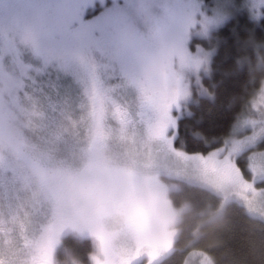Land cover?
<instances>
[{"label": "rangeland", "instance_id": "1", "mask_svg": "<svg viewBox=\"0 0 264 264\" xmlns=\"http://www.w3.org/2000/svg\"><path fill=\"white\" fill-rule=\"evenodd\" d=\"M109 2L0 0V264H20L32 246L36 264H64L72 255L60 250L53 262L51 252L42 255L52 251L48 228L56 217L35 190L50 166L76 165L82 149L94 151L109 137L119 147L129 137L146 135L163 143L175 160L161 177L170 189L161 230L128 264H156L172 252L187 205L174 206L168 192L184 184L219 198L203 221L220 216L232 201L264 221V80L228 134L207 151L174 144L177 119L189 112L188 103L209 94L203 78L214 47L201 41L239 10L260 19L264 0ZM43 75L50 78L43 82L50 95L54 77L59 89L72 85L78 91V102L68 105L46 92L40 105L41 98L26 91L25 79ZM172 222L174 231L168 229ZM73 227L70 219L69 236L83 239ZM56 246L57 241L53 251ZM183 264L213 260L189 250Z\"/></svg>", "mask_w": 264, "mask_h": 264}, {"label": "trees", "instance_id": "2", "mask_svg": "<svg viewBox=\"0 0 264 264\" xmlns=\"http://www.w3.org/2000/svg\"><path fill=\"white\" fill-rule=\"evenodd\" d=\"M109 3L105 0L106 5ZM201 42L214 47L209 74L203 78L209 94L195 95L196 100L188 103L189 112L177 119L174 138L176 146L191 152H205L213 146V140L228 134L235 118L263 82L264 16L254 20L247 11L239 10ZM25 80L26 91L35 94L36 100L40 97L42 106L46 92L49 97H62L67 104L78 102V91L72 85V88L64 86L67 89L62 91L54 77L51 95L48 86L43 84L50 81L49 77L43 75L34 82ZM35 126L34 135L40 137V126ZM168 196L174 206L186 204L187 207L177 224L174 249L156 264H183L189 250L209 254L213 264H264L263 220L249 216L240 204L232 201L226 204L220 216L203 221L217 207L219 198L197 185L184 184L178 190L169 191ZM64 246L70 256L87 262L91 250L87 239L69 236Z\"/></svg>", "mask_w": 264, "mask_h": 264}, {"label": "clouds", "instance_id": "3", "mask_svg": "<svg viewBox=\"0 0 264 264\" xmlns=\"http://www.w3.org/2000/svg\"><path fill=\"white\" fill-rule=\"evenodd\" d=\"M174 164L167 147L146 135L129 137L119 147L109 137L94 151L82 149L76 165L50 166L35 195L54 213L70 218L73 234L90 242L88 264H128L161 230L170 190L161 177ZM175 228V222L168 225L170 231ZM26 257L20 264H36L35 246ZM64 264L83 262L68 256Z\"/></svg>", "mask_w": 264, "mask_h": 264}, {"label": "flooded vegetation", "instance_id": "4", "mask_svg": "<svg viewBox=\"0 0 264 264\" xmlns=\"http://www.w3.org/2000/svg\"><path fill=\"white\" fill-rule=\"evenodd\" d=\"M55 220L53 222V224L51 225V227L48 228V231H50L51 234V240L48 241L49 247L52 248V251L46 250L44 252H42V255L44 254H48L49 252H51L50 256H51V261L53 262L55 261V256H58L59 251L60 250H64L65 246H64V242L66 240L67 237H69V235L71 234V231L68 230V225L70 222V218L62 215V214H58L55 213ZM66 229V230H65ZM56 238V239H55ZM55 241H57V246L55 248V250L53 251V246ZM85 264V262H83Z\"/></svg>", "mask_w": 264, "mask_h": 264}]
</instances>
